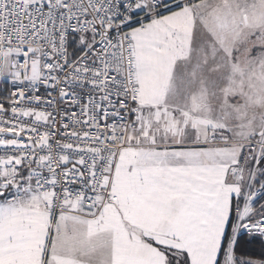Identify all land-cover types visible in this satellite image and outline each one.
I'll return each mask as SVG.
<instances>
[{
  "label": "snow or ice",
  "instance_id": "snow-or-ice-1",
  "mask_svg": "<svg viewBox=\"0 0 264 264\" xmlns=\"http://www.w3.org/2000/svg\"><path fill=\"white\" fill-rule=\"evenodd\" d=\"M0 264H264V0H0Z\"/></svg>",
  "mask_w": 264,
  "mask_h": 264
}]
</instances>
